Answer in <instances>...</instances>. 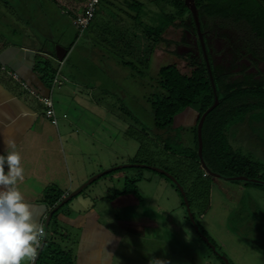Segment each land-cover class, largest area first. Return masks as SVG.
<instances>
[{
  "label": "rangeland",
  "instance_id": "rangeland-1",
  "mask_svg": "<svg viewBox=\"0 0 264 264\" xmlns=\"http://www.w3.org/2000/svg\"><path fill=\"white\" fill-rule=\"evenodd\" d=\"M128 1L142 4L139 20L144 26L157 28L168 18H175V22L180 20L177 0H173V3L167 0ZM126 5L121 4L117 9H125L129 15H133L125 8ZM109 13L108 16L113 18L117 10H110ZM188 16L187 13L185 18ZM124 18L130 27V20ZM109 21L114 24L112 20ZM106 22L98 13L89 29L81 36L72 26L65 23L61 25L63 36L71 33L74 45L69 52L68 63L60 70V80L66 76L70 82H63L64 86L56 88L54 94L58 125L64 129L67 122L71 124L67 136L62 131L63 144L76 145L72 151L66 149L70 175L85 178L81 187L99 173L132 165L133 162L145 163L156 171H164L170 183L156 172L143 168V164H138L141 167H129L103 176L84 189L79 199L87 196L96 209L101 208L115 215L117 212L111 209L122 207L119 203L124 198L121 193L126 187L125 179L133 181L137 194L127 195L126 199L135 204L118 211V216L133 218L145 215L161 223L183 225V231L175 230L178 234L174 231L178 237H175L176 242L183 245V253L174 254L175 261L180 257L185 264H196L198 261L200 264H264V188L226 178H201V169L183 157V153L176 155L184 147L192 146L194 132L197 131V113L186 111L175 118L169 129L159 131L154 126L151 110L144 102L145 95L149 96L152 91L143 82L149 78L156 79L161 67L173 64L184 74L191 71L189 53L182 46L186 45L184 30L170 27L166 31L164 38L174 44L157 47L148 72L141 78L116 60L115 55H124L122 45L115 42V29L108 31L106 39L102 36L99 28ZM223 32H227V36L234 41L235 37L240 42L241 38H246L244 32L230 24L225 26ZM89 33L94 34L95 39L90 44ZM136 45L137 60L147 59L151 47L148 40L139 35ZM60 112L63 120L59 118ZM61 122H64V126H61ZM143 129L145 134L142 137L140 133ZM141 137L143 141L138 144L135 140ZM161 140H166L171 153L164 152L163 144L159 143ZM227 142L233 153L258 166L264 178V118L260 124L253 125L245 121L233 125L227 132ZM225 173L229 175L233 171ZM181 190L186 195L185 199ZM181 203L185 208L179 211ZM69 207L67 204L61 210ZM188 211L191 215L193 213L197 224L211 242L205 243L192 225L183 223L186 214L188 217ZM56 243L61 245V242ZM130 252L123 249L124 254L129 255ZM193 256L197 257L196 262L189 259Z\"/></svg>",
  "mask_w": 264,
  "mask_h": 264
},
{
  "label": "crops",
  "instance_id": "crops-1",
  "mask_svg": "<svg viewBox=\"0 0 264 264\" xmlns=\"http://www.w3.org/2000/svg\"><path fill=\"white\" fill-rule=\"evenodd\" d=\"M104 1L100 2L99 15L125 26L124 16L129 20V14L125 9H117L126 4L125 0ZM65 5L69 10L77 6L74 0H0V64L6 68V72H0V153L5 149V141H15L24 168L23 179L16 187L30 205L34 221L43 226L40 248L55 201L72 194L85 181L83 177L70 175L66 149L72 151L76 145L63 144L62 133L67 136L71 124L67 122L64 126L61 122L64 126L61 129L55 111V89L70 82L65 76L60 87L54 85L57 73L61 77L60 70L73 42L71 33L63 36L61 31L63 23L74 27L76 18L74 13L69 16L63 13ZM110 10H117L113 18L108 16ZM99 30L102 32V25ZM93 37L89 33V44L94 42ZM41 98L51 99L56 123L47 117ZM59 118L63 120L61 112ZM78 196L68 203L69 208L59 211L56 232L52 227L47 235V239L61 242L59 246L70 255L73 264H185L183 258L176 261L173 258L174 254L183 253V245L176 242L174 233L183 231V225L161 223L145 215L119 217L118 211L135 204L126 199L127 195L119 203L121 208L111 209L117 212L115 215L96 209L87 196H81L82 199ZM180 206L178 210L182 211V203ZM187 218L186 214L183 223L191 225ZM123 249L131 254H124ZM195 258L189 259L196 262Z\"/></svg>",
  "mask_w": 264,
  "mask_h": 264
},
{
  "label": "trees",
  "instance_id": "trees-1",
  "mask_svg": "<svg viewBox=\"0 0 264 264\" xmlns=\"http://www.w3.org/2000/svg\"><path fill=\"white\" fill-rule=\"evenodd\" d=\"M167 1L170 3L174 2L173 0ZM182 1H176L178 7H180L178 13V19L180 20L178 22H175V18H168L157 28H153L144 26L139 20L142 4L136 1L128 3L129 1L125 0V3L128 4L127 9L134 15L128 16L131 22L130 27L127 24L125 26L123 24L119 25L117 22L112 24L111 21H107L105 25H102V36L106 39L108 31L115 29V42L122 45V54L124 55L118 57L115 55L118 63L129 68L133 73L139 74L142 78L149 70V63L151 58L155 56L157 47L159 45L169 46L174 44V42L164 38L166 31L170 27L183 29L186 20L191 17L190 12ZM74 2L77 6H73L71 10L66 5L62 6V9H64L63 13H67L66 16L74 13V18L82 13L86 0H74ZM195 5L198 16L202 19L215 21L223 28L230 24L235 29L237 28L244 32L246 38H241V40H243V44H248V47H245L247 53L253 55L260 53L264 58V0H195ZM187 13L189 16L185 18ZM139 35L151 44L149 57L143 61H138L135 54L137 53L136 38ZM73 46L72 42L67 53L70 52ZM65 59L66 63H68L69 58ZM190 61L191 71L188 74L182 73L177 65H166L158 70L156 79L149 78L148 81L143 82L149 87L147 89L152 91L149 96L145 95L144 102L151 110L154 126L159 131L169 129L178 115L190 110L197 113L196 128L201 116L214 103L212 83L202 50L198 57L195 56ZM208 61L219 104L208 114L203 125V160L212 173L220 175L222 178L245 177L248 179L245 182L246 185L264 188V178L261 177L258 166L233 153L227 142V132L233 125L243 124L245 121L253 125L260 124L261 119L264 118V76L260 81L247 77L244 81L236 82L233 80L234 75L231 72V68H226L225 65L221 64L213 66L209 57ZM55 73L56 71H53L52 75ZM143 87L145 86L143 85ZM194 133L195 138L192 146L184 147L179 154L178 152L175 154L180 156V153H183V157L190 159L197 168L201 169V178L208 179L209 175L202 169L197 154V131L195 130ZM140 134L143 137V134H145L144 129ZM142 137L135 141L138 144L142 143ZM159 143L163 144L164 152L171 153L170 146L166 143V140H161ZM131 164H143V168L152 171V167L150 168L148 164L133 162ZM231 171H233V174L226 175L225 172ZM153 172H156L170 183V178L164 171ZM253 181H260V183H254ZM124 185L126 187L121 195L137 194L135 182L126 180ZM63 200V198L56 200L53 209ZM182 206L185 208L184 204ZM61 208L51 217L48 224V232L45 234V242L39 248L35 264H73L70 255L61 249L59 244L54 242V239H47L52 227L53 231L56 232L58 226L56 217ZM193 219L198 231L206 238L207 242H211L205 231L197 224L194 215Z\"/></svg>",
  "mask_w": 264,
  "mask_h": 264
},
{
  "label": "clouds",
  "instance_id": "clouds-1",
  "mask_svg": "<svg viewBox=\"0 0 264 264\" xmlns=\"http://www.w3.org/2000/svg\"><path fill=\"white\" fill-rule=\"evenodd\" d=\"M21 160L15 141H5L0 153V264H33L44 235L16 187L24 176Z\"/></svg>",
  "mask_w": 264,
  "mask_h": 264
},
{
  "label": "flooded vegetation",
  "instance_id": "flooded-vegetation-1",
  "mask_svg": "<svg viewBox=\"0 0 264 264\" xmlns=\"http://www.w3.org/2000/svg\"><path fill=\"white\" fill-rule=\"evenodd\" d=\"M199 21L206 52L213 66L221 64L231 68L233 80L236 82L244 81L247 77L261 80L264 76V58L260 53H247L245 47H248V44H243V40L240 42L238 37H235V41L229 38L228 33L223 32L224 28L215 21H206L201 17ZM183 30L186 45L182 46L184 51L189 53L190 60H193L195 56H199L202 49L191 17L186 20ZM223 34H226L227 39Z\"/></svg>",
  "mask_w": 264,
  "mask_h": 264
},
{
  "label": "water",
  "instance_id": "water-1",
  "mask_svg": "<svg viewBox=\"0 0 264 264\" xmlns=\"http://www.w3.org/2000/svg\"><path fill=\"white\" fill-rule=\"evenodd\" d=\"M184 5L185 7L188 9V11L190 12L191 14V19L192 21L194 22V25L196 27V30H197V36L200 40V45H201V49H202V53H203V57L206 61V66L208 68V72H209V75H210V80H211V83H212V88H213V92H214V103L213 105L201 116L198 124H197V142H198V150H197V154H198V157H199V161H200V164L203 168V170L210 176V177H213V178H222L220 175H217V174H214L212 173L206 166L204 160H203V157H202V149H203V143H202V129H203V125H204V122H205V119L206 117L208 116V114L213 111L219 104V101H218V97L216 95V91H215V87L213 85V79L211 77V71H210V68H209V61H208V56H207V52H206V48H205V44L203 42V38H202V35H201V31H200V21H199V16H198V11H197V8H196V5H195V0H184ZM133 166H138L139 165H125V166H120V167H116V168H113V169H110V170H107L105 172H102V173H99L98 175L94 176L93 178H91L86 184H84L83 186H81L79 189H77L76 191H74L72 194L68 195L57 207H55L49 214V217H48V220H47V224H49L50 220H51V217L52 215L57 212L61 207L67 205L70 201H72L74 198H76L80 193H82V191L84 189H86L87 187H89L91 184H93L95 181H97L98 179L102 178L103 176L111 173L112 171L114 170H121V169H125V168H129V167H133ZM141 167V166H140ZM151 168V167H150ZM152 171H156L155 168H151ZM158 171V170H157ZM227 180L229 181H239V182H247L248 179H246L245 177H233V178H228ZM254 183H260V181H253ZM182 194V196L184 197L185 199V194L184 192L181 190L180 192ZM188 218H189V221L193 227V229L195 230V232H197L198 236L206 243V238H204V236L198 231V227L191 215V212L188 211ZM47 226V225H46ZM213 249V248H212ZM214 250V249H213ZM39 252V251H38Z\"/></svg>",
  "mask_w": 264,
  "mask_h": 264
},
{
  "label": "built area",
  "instance_id": "built-area-1",
  "mask_svg": "<svg viewBox=\"0 0 264 264\" xmlns=\"http://www.w3.org/2000/svg\"><path fill=\"white\" fill-rule=\"evenodd\" d=\"M101 0H86L84 9L80 15H78L74 20H73V26L77 29L78 35L81 36L91 25V23L94 21L97 13H98V8L100 5ZM0 72H6V68L0 64ZM11 75V74H10ZM13 77L16 78L14 75ZM54 85L60 87L62 85V82L60 80V76L57 73L55 79H54ZM41 102H43L47 108V117L48 118H53L54 119V110H53V104L50 98H41ZM54 123H56V120L54 119ZM68 196L66 194L63 196V199H65ZM40 243H41V237ZM39 251V249H38ZM38 255V254H37ZM37 258V257H36ZM35 258V260H36ZM34 260V262H35ZM33 262V264H34Z\"/></svg>",
  "mask_w": 264,
  "mask_h": 264
}]
</instances>
